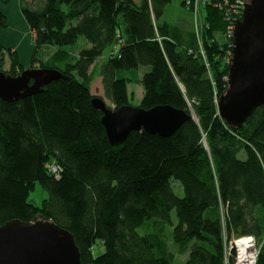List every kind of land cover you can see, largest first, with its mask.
<instances>
[{
	"label": "trees",
	"instance_id": "16d2710c",
	"mask_svg": "<svg viewBox=\"0 0 264 264\" xmlns=\"http://www.w3.org/2000/svg\"><path fill=\"white\" fill-rule=\"evenodd\" d=\"M248 1L211 0L196 14L195 0H182L192 16L184 31L165 19L173 0H21L34 43L30 68L64 77L17 102L0 99V226L53 221L75 236L83 264H172L177 254H188L182 264H234L225 245L253 236L264 264V107L241 126L218 108L232 63L229 18L240 7L236 25ZM81 38L90 47L75 55ZM25 69L0 43V72ZM98 78L115 109L131 105L129 84H140L138 107L171 106L192 120L167 138L135 131L113 146L92 105ZM38 184L49 194L41 207L28 202ZM98 242L104 250L95 256Z\"/></svg>",
	"mask_w": 264,
	"mask_h": 264
},
{
	"label": "water",
	"instance_id": "95a60500",
	"mask_svg": "<svg viewBox=\"0 0 264 264\" xmlns=\"http://www.w3.org/2000/svg\"><path fill=\"white\" fill-rule=\"evenodd\" d=\"M228 88L218 102L221 116L233 126L243 125L258 107H264V0H249L236 23ZM64 77L57 69L28 68L18 76L0 72V99L12 103L41 93ZM103 113L102 124L113 146L124 144L132 132L145 131L167 138L192 116L171 106L150 110L131 105L115 109L94 97ZM0 264H83L75 236L53 221L19 220L0 226Z\"/></svg>",
	"mask_w": 264,
	"mask_h": 264
},
{
	"label": "rangeland",
	"instance_id": "374dc122",
	"mask_svg": "<svg viewBox=\"0 0 264 264\" xmlns=\"http://www.w3.org/2000/svg\"><path fill=\"white\" fill-rule=\"evenodd\" d=\"M27 2H31L32 0H25ZM21 0H10L8 4H2L0 3V11H2L6 17H7V26L5 28H0V41L1 44L5 47H15L19 51V54H22L20 56L21 59L24 60V55L30 53V59L28 62V65L30 64L31 57L34 51V43L32 39V34L30 31V28L27 27L25 18L21 12ZM165 19L172 24L178 26L180 30L188 31L191 28V22H192V16L190 13H188L182 6V0H173V2L167 7V11L165 14ZM197 25V32L200 33V27ZM26 27V28H25ZM198 40H200V37H198ZM90 44L86 42L83 38H81L78 43L73 47V52L75 55H79V53L85 49L89 48ZM103 58L99 59L98 61L102 62ZM10 61L7 58V62L5 64V70L9 68ZM102 84L101 80L98 78L93 87V95L102 97L106 104L111 107H113V104L107 100L104 97V93L101 90ZM129 93H135L134 97H131L130 103L133 107H138L141 103V100L143 98L144 89L143 86L140 84H129ZM98 89V90H97ZM172 187L174 189V192L178 197H183L184 193L181 188V185L177 181H172ZM49 194L48 192L40 185L38 184L34 191L31 192L28 202L37 206L41 207L43 205V201L48 198ZM172 218L174 223H177V218L175 212L172 214ZM151 224V223H149ZM148 224V225H149ZM152 224L150 228V232L152 231ZM139 234L146 235L149 233L147 230V226L141 227L138 229ZM167 232V242L169 245V248L172 252L176 253V245L173 243L172 240V227L167 226L166 227ZM236 237L232 238V241L235 240ZM229 245H225V252H228ZM94 255L98 256L102 254L104 247L101 243H97L94 247ZM226 260H228V256H225ZM188 254L186 255H176L175 260L172 262V264H182L185 260H187Z\"/></svg>",
	"mask_w": 264,
	"mask_h": 264
},
{
	"label": "built area",
	"instance_id": "2783aa9c",
	"mask_svg": "<svg viewBox=\"0 0 264 264\" xmlns=\"http://www.w3.org/2000/svg\"><path fill=\"white\" fill-rule=\"evenodd\" d=\"M211 0H195L194 2V6H195V11L197 12L196 14H198V11L201 7L207 5V4H211ZM191 4V3H190ZM246 3H240L241 8H244ZM217 7H222V5H220V3H216ZM237 8V7H236ZM240 8V7H239ZM239 8H237L236 10H233V15L231 18H229V20H231V23L229 25V29L227 31V36L228 37H234V33H235V22L234 19H236V15H238L241 11L239 10ZM197 22V21H196ZM197 28V25H196ZM198 30V29H197ZM199 34V32H197ZM199 37V35H198ZM199 43L201 44V41H199ZM204 55V52H202ZM233 54L229 56V60L232 58ZM47 168L54 174H56V177L59 178V175L61 173V169L59 166H57L56 164H51V165H47ZM245 245L246 247H248L251 252V262L249 260V262L247 264H258L259 261V256L261 253V249L263 247V243H260L257 241V239L253 236H242V237H236L235 240H231L228 244V252H225L226 255L225 256H230L232 253V250L235 251V263L234 264H242L241 263V248L240 245ZM226 262H228V260H226Z\"/></svg>",
	"mask_w": 264,
	"mask_h": 264
},
{
	"label": "bare ground",
	"instance_id": "6f19581e",
	"mask_svg": "<svg viewBox=\"0 0 264 264\" xmlns=\"http://www.w3.org/2000/svg\"><path fill=\"white\" fill-rule=\"evenodd\" d=\"M240 250H241V252H240V254H241V263L242 264H247L248 262H249V260L251 259V255H250V252H251V250L248 248V247H246L245 245H240ZM250 262H251V260H250Z\"/></svg>",
	"mask_w": 264,
	"mask_h": 264
},
{
	"label": "crops",
	"instance_id": "0c3cea01",
	"mask_svg": "<svg viewBox=\"0 0 264 264\" xmlns=\"http://www.w3.org/2000/svg\"><path fill=\"white\" fill-rule=\"evenodd\" d=\"M26 23V22H25ZM26 25H27V23H26ZM27 27H28V25H27ZM26 28V27H25ZM0 43H1V41H0ZM8 47V46H7ZM9 48H11L12 50H15V51H17L18 52V56H19V60H20V63L26 68V69H28V68H30V64L28 65V62H29V59H30V54H31V49H30V53H28V54H25L24 55V60L23 59H21L20 58V56L22 55V54H19V51L17 50V48H15V47H9ZM100 80H101V78H99ZM93 87H94V85H93ZM93 87H92V93H93ZM98 90V89H97ZM101 90H102V92H103V88H101Z\"/></svg>",
	"mask_w": 264,
	"mask_h": 264
}]
</instances>
